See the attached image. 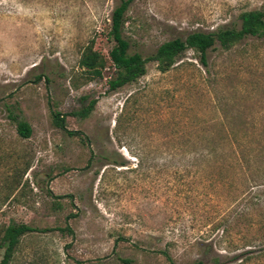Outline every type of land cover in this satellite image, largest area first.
I'll return each mask as SVG.
<instances>
[{"label":"rangeland","instance_id":"374dc122","mask_svg":"<svg viewBox=\"0 0 264 264\" xmlns=\"http://www.w3.org/2000/svg\"><path fill=\"white\" fill-rule=\"evenodd\" d=\"M118 3L0 0V231L13 221L36 229L11 264H170L163 250L174 264H264V177L251 180L264 165L245 180L222 155L204 157L203 142L229 110L237 136L247 122L260 160L264 38L218 46L208 66L192 49L166 72L150 61L144 76L110 90ZM260 8L264 0H135L124 35L147 56L195 31L238 28L242 12ZM90 45L106 58L102 77L80 66ZM93 99L87 117L74 114Z\"/></svg>","mask_w":264,"mask_h":264},{"label":"trees","instance_id":"16d2710c","mask_svg":"<svg viewBox=\"0 0 264 264\" xmlns=\"http://www.w3.org/2000/svg\"><path fill=\"white\" fill-rule=\"evenodd\" d=\"M135 0H119L115 6L111 17V27L108 32L109 38L114 41V46L109 52V59L115 68L114 75L109 79V89L117 90L127 84L137 81L147 73V64L150 61L157 63L160 71H169L177 63L179 57L187 50L192 49L198 53L200 61L208 66L209 51L218 48L224 51L231 49L244 39L249 37L264 38V8L246 10L240 14V27H227L213 32L195 31L188 34L185 38L176 37L174 39L162 43L155 52L144 56L140 52H131V42L125 37L124 30L127 23L126 14ZM80 66L87 71L93 78L102 77L103 71L107 66L105 56L94 49L93 45L88 46L82 53ZM96 100L93 99L88 106L84 107L74 114L80 117H87L94 109ZM224 117L217 122L212 123V130H217L218 136L207 137L204 139V146L208 150L204 157L213 154H220L223 159L222 167L231 166L234 169H240L245 180L246 173L252 170L254 164L264 165V131H262L258 142V150L260 160H253L250 154V140L248 137V125L243 121V136H237L236 123L231 118L232 112L223 111ZM13 121L17 125V130L23 138H29L32 135V127L23 117L14 114ZM54 122L66 131L69 135L78 134L76 130H69L65 124V118L61 117L59 112L53 115ZM194 141L193 143H195ZM262 172L257 177H251V180L257 181L264 177V168H260ZM242 215V214H241ZM261 224L257 219L254 223ZM61 230H69V228H60ZM35 227L23 222H11L0 231V250H2L0 264H11L21 238L26 234L34 232ZM162 253L170 264H174L168 250ZM236 256L235 259H238ZM130 263L131 259H123ZM217 262L218 257L212 259ZM80 264V263H79ZM192 264H210L201 259Z\"/></svg>","mask_w":264,"mask_h":264}]
</instances>
